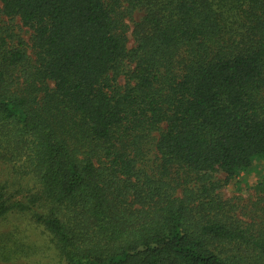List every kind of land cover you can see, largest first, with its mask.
Masks as SVG:
<instances>
[{
    "label": "trees",
    "instance_id": "16d2710c",
    "mask_svg": "<svg viewBox=\"0 0 264 264\" xmlns=\"http://www.w3.org/2000/svg\"><path fill=\"white\" fill-rule=\"evenodd\" d=\"M255 162L264 0H0V264H264Z\"/></svg>",
    "mask_w": 264,
    "mask_h": 264
},
{
    "label": "rangeland",
    "instance_id": "374dc122",
    "mask_svg": "<svg viewBox=\"0 0 264 264\" xmlns=\"http://www.w3.org/2000/svg\"><path fill=\"white\" fill-rule=\"evenodd\" d=\"M140 13H136L134 15V20H138V18L140 17ZM128 25L130 27V30L128 32V36H129V41H128V46L129 47H133L134 45V39L132 37L131 31H132V27H133V23L131 20L128 21ZM23 30H25L26 32H23L24 37L29 40V33L27 32V28H24ZM121 82L124 83V79H121ZM263 162H255L253 167L251 169H249L246 172H243L239 178H238V183H234L232 182L231 184L227 185L226 187L223 188L222 190V194L225 198L227 199H234L237 203L240 202H246V200L249 197V193H251L249 187L255 183V181L258 179V175L259 172L263 166ZM219 176H221V174H219Z\"/></svg>",
    "mask_w": 264,
    "mask_h": 264
}]
</instances>
